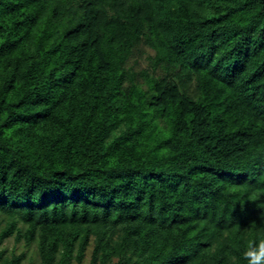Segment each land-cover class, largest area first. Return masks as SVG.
<instances>
[{
  "label": "trees",
  "instance_id": "1",
  "mask_svg": "<svg viewBox=\"0 0 264 264\" xmlns=\"http://www.w3.org/2000/svg\"><path fill=\"white\" fill-rule=\"evenodd\" d=\"M260 216L264 0H0V264H246Z\"/></svg>",
  "mask_w": 264,
  "mask_h": 264
},
{
  "label": "clouds",
  "instance_id": "2",
  "mask_svg": "<svg viewBox=\"0 0 264 264\" xmlns=\"http://www.w3.org/2000/svg\"><path fill=\"white\" fill-rule=\"evenodd\" d=\"M260 221L264 222V216H260ZM239 259L246 261V264H264V233L243 247Z\"/></svg>",
  "mask_w": 264,
  "mask_h": 264
},
{
  "label": "rangeland",
  "instance_id": "3",
  "mask_svg": "<svg viewBox=\"0 0 264 264\" xmlns=\"http://www.w3.org/2000/svg\"><path fill=\"white\" fill-rule=\"evenodd\" d=\"M13 239H9L8 241H5L3 244H2V247H6L8 249V252H10L12 246H13ZM32 248V247H31ZM29 256H27V258L25 259L24 261V264H29ZM88 259H89V252L87 253L86 255V258L84 260V264H88Z\"/></svg>",
  "mask_w": 264,
  "mask_h": 264
}]
</instances>
